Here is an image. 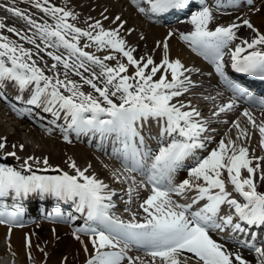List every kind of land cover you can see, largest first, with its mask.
Instances as JSON below:
<instances>
[{
	"label": "snow or ice",
	"instance_id": "6c2138e0",
	"mask_svg": "<svg viewBox=\"0 0 264 264\" xmlns=\"http://www.w3.org/2000/svg\"><path fill=\"white\" fill-rule=\"evenodd\" d=\"M189 3L190 0H131L138 12L152 20ZM228 3L235 4L237 0ZM29 4L27 9L16 0L0 4L23 21V26H17L0 19V89L14 87L17 100H23V93L28 91L26 102L51 112L53 124L63 117L60 127L65 141L72 140L70 132H92L99 135L97 147L102 148L111 138L112 154L123 166V171L116 168L111 176L116 181H130L129 201L133 185L147 189L148 194L138 197L142 218L132 212L131 218L125 219L113 211V193L117 189L95 171L90 172L91 163L80 166L69 157L72 171H66L60 164L50 163L47 155L25 156L19 166L0 162V223L12 225L23 219V202L31 196L41 200L54 197L71 201V208L83 214L84 223H76L73 230L88 253L83 264H180L185 253L199 258L200 264H252L210 234L226 229L231 233L224 239H235L247 246L256 253L255 264H264V239L257 241L242 235L249 231L246 225H264V191L258 190L255 178L261 164L253 163L264 161V154L255 155V149L247 143L250 124L254 131L258 130L259 144L264 146V120L258 123L244 107L241 114L247 124L242 125L239 116L232 120L234 136L229 132L213 141L206 135L210 131L208 118L191 99L179 98L201 84L193 77L201 69L186 64L179 55H171L172 28L155 41L160 50L157 57L156 48L151 53L138 51L139 45L129 42L127 36L135 26H128L119 12L106 15L105 8L97 16L85 15L75 4L59 0H29ZM187 19L191 29H177L175 34L189 49L211 62L214 73L232 93L231 98L214 105L212 115L234 109L241 100L264 109V96L249 90L229 71L230 67L238 73L264 77V31L249 18L210 25L213 11L204 0ZM239 25H246L253 35L239 37ZM143 35L140 33L141 38ZM40 50L52 58L50 66L39 55ZM226 51L230 56L227 61ZM59 65H63L65 73L70 69L80 79H69L67 74L61 77ZM93 66L99 68V73ZM84 84L92 90L85 91ZM0 98H4L2 93ZM13 107L20 111L18 106ZM153 121L157 125L154 144L150 142L151 133L145 134ZM240 137L244 142H238ZM6 143L0 138V150ZM15 147L2 154L16 156ZM189 160L187 175L177 180L178 171ZM52 169L58 171H48ZM132 173L143 178L137 179ZM259 176L264 180V171ZM228 182L242 199L232 194ZM48 215L56 220H77L71 211L65 212L59 206ZM250 235L256 237L258 233ZM25 244L27 257L34 261L30 235H26ZM130 246L142 249L143 255H133ZM44 255L47 257L46 251Z\"/></svg>",
	"mask_w": 264,
	"mask_h": 264
},
{
	"label": "bare ground",
	"instance_id": "6f19581e",
	"mask_svg": "<svg viewBox=\"0 0 264 264\" xmlns=\"http://www.w3.org/2000/svg\"><path fill=\"white\" fill-rule=\"evenodd\" d=\"M253 1H255L254 3L256 6H258L262 0ZM59 2L75 4L77 7L81 8L83 13L89 11L92 13L89 15L92 16H97V13L103 12L105 8L108 9L106 15H114L116 12L121 13L122 17L128 21V26H135V31L131 34H128L127 36L129 42L138 44V51H147L151 53L152 49L156 48L157 50L155 55L157 57L160 55V50L157 48L155 41L161 40L162 37L166 35L167 30L172 28L174 30V35L169 38L171 55H179L186 64L191 63L194 67L201 69L200 73H193V77L201 81V84L198 86H193L191 88L190 94H181L179 98L181 100H183L185 97L191 99L193 105L201 111V114L208 118V125L211 127L209 128L210 131H208L206 135L212 136L213 141H218L220 137L225 136V133L229 132L234 136L236 129L231 125L230 122L237 116L240 117L242 125L247 124L246 118L241 114V109L247 107L250 110L252 104L248 103L246 100H241L240 105L236 106L234 109L226 110L224 113L218 114L217 116L212 115V112L215 111L214 105L231 98L229 95L231 92L222 84L218 75L214 73L211 62L206 60L203 56L195 54L193 51H191V49H189L187 45L182 40H180L179 36L175 34V30L177 29L179 31L191 29L192 25L187 17L191 15L192 11L188 13V10V12H186L188 13L187 15H185L183 12V18L181 16L175 15L174 18L177 22L173 24L172 21V25L165 28L161 25L151 23V21L148 20L147 15L134 12V8L128 7L127 0H59ZM224 2L225 0H208L206 2V4L212 8L213 11L214 19L209 22L210 25H214L215 23L227 24L233 22L237 17L240 19L249 18L251 19L252 23L256 25V27L260 28L261 31H264V16L260 15V12H253L254 10L250 11L248 9L249 6L244 3L239 5L233 4L231 6H225ZM93 4L96 5L95 8H92ZM240 10H243V15H241L242 13L239 12ZM131 13L135 14V16ZM235 13L238 14L234 15ZM4 18L7 19L6 17ZM15 23L20 24V21L17 19ZM105 23H107V21H105ZM177 25H179V27L176 28ZM140 33L144 34L143 38L140 37ZM252 35L253 33L249 32V28L245 27L241 30L239 37H251ZM60 51L63 52V49H60ZM43 53H45V55H43V58H45L44 60H46L47 64L50 66L52 63V58L47 57L46 52L42 50V54ZM101 54H103V50H101ZM226 54L229 56L228 51H226ZM38 62L43 63L40 60H38ZM93 69L97 72L100 71L96 66H93ZM58 71L60 72L61 77L67 74L69 79H80V77L70 69L67 71V73H65L63 65L58 66ZM209 73H212V75H209ZM85 74L87 75L88 73L86 72ZM83 86L88 89L91 88L87 84L82 85V87ZM12 88L15 89L14 87ZM23 96L24 98H28L29 92L25 91ZM20 106L22 109H26L28 103L22 102ZM39 107L45 109L42 105H39ZM21 112L23 114H20ZM257 112L262 118H264L263 110L260 109L257 110ZM254 116L257 120L255 114ZM33 121H37L38 124H33ZM257 122L259 123L258 120ZM151 124L153 127L157 128V125L154 121L149 125ZM247 127L250 131V138L247 141L249 147L255 149V155L257 156L264 154V146L259 144L260 136L258 130L254 131L250 124H247ZM49 129H51V131H49ZM70 135L72 136V140L65 141L62 138L63 132L61 131L60 127H55L54 124L49 121H39L35 119L34 115L30 112L24 110L17 111L13 107V104L9 102V100L0 98V138H4L7 141L4 150L11 152L13 150L12 146H16L15 151H17V153L16 156L13 157L17 160V162L20 161L21 163L25 156L43 157L44 155H47L49 157L50 163H58L66 171H72L68 162L69 157L75 159L80 166H86L88 163H91V168L89 171H95L98 176H102L106 181H109L110 186L117 189V191L113 193V199L118 197V199L115 198L114 200L115 206L113 211L118 216H121L125 219L131 218L132 212L137 213V218H142V209L139 207L138 197L141 199L146 197L148 191L138 184L133 185L134 192L132 193L131 201H129L128 186L130 181H116L111 176L112 171L116 168H120L123 171L122 162H119L117 159H111L106 155V153L103 152V150H94L88 142L81 140L72 134ZM32 138L34 142H32ZM238 142H244V137H240ZM20 144H23L24 148H20ZM211 146H214V144ZM3 151L1 153H3ZM17 157H20V160H18ZM62 162H64L65 165L61 164ZM33 163H35V161H33ZM253 163L261 164V167L257 169L255 178L257 180L258 190L264 191V180H261L259 176V172L264 171V161H253ZM186 164L191 166V161H186ZM48 171L54 172L58 170L52 169ZM244 174L247 173L245 172ZM132 175L135 174L132 173ZM180 178H182V176H180ZM227 187L233 195H237L238 199H242L238 193L235 192L230 182H228ZM38 199L40 198L37 197L36 199H33V197H31V199L28 201L29 203L24 204L25 212L23 214V219L12 225L0 223V252L5 247V250L11 255H16L19 263L22 264V257H24L25 253L27 252L25 237L26 235H30L32 240V255L38 264H40L41 261H44V263L46 261L51 262L56 253H49L48 251L53 252L54 250L56 251L57 248H64L68 255L66 256L64 251L60 253L58 255L56 264H69L73 258L74 249L77 251L79 256L76 258H78L79 261H82L84 259L83 246L80 240H78L73 235V230L76 223L82 224L83 221H81L79 217H77V220L74 222L53 219L48 215V213L53 212L56 206L50 207L45 206L42 203L36 204V200ZM51 199L56 198L48 197L40 200L47 202ZM41 209H43V211H41ZM63 211L67 212L66 210ZM30 219L34 220L27 222ZM9 228H11L10 233L8 231ZM58 233H60L59 236ZM83 235L85 240H87V235ZM43 236L44 238L49 236L47 241L48 243L52 241L51 239L53 237V245L52 243L50 244L51 248L49 245L44 243L45 239H43ZM91 247L92 246L89 242V248L91 249ZM44 251L47 252V257H45L43 253ZM129 251L133 255L136 253L130 249ZM87 255L88 253L85 252L86 257ZM4 257L6 258L7 256ZM5 258L0 255V262L2 260L4 262ZM9 258L11 259V257ZM253 258L256 259V255L253 256ZM32 262L33 260H31V263ZM51 264L53 263L51 262ZM180 264L196 263L192 261L188 262L186 259L184 260L182 257H180ZM198 264H200V262Z\"/></svg>",
	"mask_w": 264,
	"mask_h": 264
},
{
	"label": "rangeland",
	"instance_id": "374dc122",
	"mask_svg": "<svg viewBox=\"0 0 264 264\" xmlns=\"http://www.w3.org/2000/svg\"><path fill=\"white\" fill-rule=\"evenodd\" d=\"M23 2H27L26 4H28V2H29V0H22ZM20 7H22V8H25L26 7V9L27 8H29V6H26L25 4H21V3H18V2H16ZM30 5V4H29ZM253 6V5H252ZM245 8V7H244ZM250 11H253V12H260V15H263L264 16V0H262L260 3H259V5L256 7V8H248ZM32 10V12L33 13H36L37 12V10L36 9H31ZM34 10V11H33ZM36 11V12H35ZM242 11L243 10H240L239 12L240 13H242ZM238 12V13H239ZM91 12H89V11H86V12H84V14L85 15H89ZM238 13H235L234 15H237ZM5 14V15H4ZM40 15H42V13H39ZM92 14V13H91ZM4 17H6L7 19H5ZM235 18V17H234ZM0 19H4L5 20V22L6 23H15L16 22V20L18 19V21H20V24H17V23H15L17 26H23V21L19 18V17H17L15 14H12V13H10L7 9H5V8H3V7H0ZM82 20H84V16L82 15V17H81V21ZM245 27H247V26H245V25H240V28H238V30H239V32L243 29V28H245ZM249 32H252L251 31V29L249 28ZM253 33V32H252ZM240 35V33L238 34V36ZM62 49V48H61ZM39 55L41 56V57H43V55H45V53H43L42 54V50H40V52H39ZM45 59V58H44ZM99 69V68H98ZM99 73V72H98ZM83 89L85 90V91H91L92 89L90 88V89H88V88H86L85 86H83ZM62 91H64V89H61ZM65 94H67V93H65ZM213 126V125H212ZM38 131H40V130H38ZM32 142H34V140H33V138H32ZM13 147V146H12ZM3 150H0V156H4L1 152H2ZM16 153H17V151H16ZM5 157H10V158H12L13 160H15L16 161V163H17V165L19 166V164L18 163H20V161H18L17 162V160L13 157V156H5ZM14 162V161H13ZM15 164V163H14ZM61 164H63V165H65V163L64 162H62ZM261 191H263V190H261ZM116 198V197H115ZM118 198V197H117ZM65 232V231H64ZM60 235V233H58V236ZM0 236H1V234H0ZM43 239H45L44 240V243H46L47 245H49V247H50V244L53 242V237H52V241L50 242V243H48L47 241H48V239H49V236L48 237H46V238H44V236H43ZM52 245H53V243H52ZM4 247V246H3ZM54 247V246H53ZM51 248V247H50ZM83 248V247H82ZM72 249V248H71ZM65 252L66 253V256L68 255V253L65 251V249L64 248H57L56 249V251L54 250L53 252H51V251H48L49 253H56L55 254V256H54V258L52 259V263L53 264H56V262H57V260H58V255L60 254V253H62V252ZM45 252V251H44ZM43 252V253H44ZM240 253H242V251H239ZM73 253H74V255H73V258H72V260L69 262V264H83V261L86 259L85 257V251H84V259L82 260V261H79V259L78 258H76V257H79L78 256V253H77V251L74 249V251H73ZM186 254V256L185 255H182L181 257H182V259H186L188 262L189 261H192V262H195L196 264H198L199 262L198 261H196V260H194L190 255H188L187 253H185ZM0 255L3 257V258H5L4 256H7L6 258H5V261L3 262V260L0 262V264H21V263H19V260L17 259V256L16 255H11V254H9L6 250H5V247L2 249V251L0 252ZM11 255V256H10ZM80 255V254H79ZM81 256V255H80ZM9 257H11V259L9 258ZM32 257H33V255H32ZM184 257H186V258H184ZM22 259H23V262H22V264H38V262H36V260L34 259V261L31 263V260L26 256V253H25V256L24 257H22ZM250 261L252 262V264H254L255 263V259L253 258V256L251 257V259H250ZM51 262H49V261H46L45 263L46 264H51ZM44 263V264H45Z\"/></svg>",
	"mask_w": 264,
	"mask_h": 264
}]
</instances>
